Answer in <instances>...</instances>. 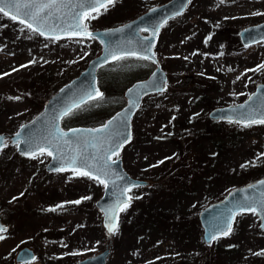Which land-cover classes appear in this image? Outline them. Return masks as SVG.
<instances>
[{
  "label": "rangeland",
  "instance_id": "374dc122",
  "mask_svg": "<svg viewBox=\"0 0 264 264\" xmlns=\"http://www.w3.org/2000/svg\"><path fill=\"white\" fill-rule=\"evenodd\" d=\"M165 1L117 0L86 24L108 27ZM254 12L264 13V0H192L163 27L158 51L168 90L144 99L133 119V138L118 156L129 175L150 184L129 192L133 199L121 211L116 235L108 238L96 207L104 185L71 170L48 172L46 152L32 159L15 145L5 147L0 152V204L7 218L14 217L0 240V264H17L16 253L25 246L37 254L30 264H77L102 252L108 241L107 264H264V255H255L264 250L258 216L239 215L232 233L210 244L201 240L199 218L202 209L230 190L264 177V125L209 118L212 109L242 103L264 83V69H257L264 63V42L247 47L239 36L241 29L264 22V15ZM21 27L0 14V74L10 73L0 75V133H14L32 120L101 52L95 39H45L21 33ZM33 59L37 62L29 64ZM150 71L130 58L102 68L104 98L70 115L65 126L94 115L107 119L124 104L126 88ZM85 196L91 199L82 200ZM75 200L81 203H68Z\"/></svg>",
  "mask_w": 264,
  "mask_h": 264
},
{
  "label": "water",
  "instance_id": "95a60500",
  "mask_svg": "<svg viewBox=\"0 0 264 264\" xmlns=\"http://www.w3.org/2000/svg\"><path fill=\"white\" fill-rule=\"evenodd\" d=\"M184 3L185 0H170L163 5L152 8L147 13L124 25L103 30L91 31L88 29V31L94 33L97 36L96 39L101 43V54L93 58L88 63L85 70H83L70 82L65 84L54 96L49 98L46 101L43 110L36 117H34L31 121L23 124L15 133L2 132L0 133V136L5 137L7 145H15L13 142L16 139L15 134L17 132H21V136L19 138L21 140V148H24L23 140L28 134H32L34 137H37L36 142L43 144L44 141L39 138L46 135L47 132L51 129L52 125L55 123L64 132H69V136L64 137V139L68 141L67 144H63V141L57 142L63 145L61 154L67 155H76L78 153L83 155L102 154V151L109 145L115 147V145L113 144L114 139L123 140L125 136L129 135V133L132 139V119L136 111L141 106L144 97L149 94L160 92L157 91L156 88L152 87V82L154 80L158 81L159 84L165 89L164 91H166L168 88V76L166 72L161 68L155 55L153 56V59L158 64L157 68L147 79L134 83L126 90V104L105 122L107 123L113 117H117L115 123L110 129L106 130L103 133L90 131L92 129L101 128L105 123L96 127L80 126L70 129H64L62 126V120L65 116L61 114L65 111V109L75 103L80 102L82 99L83 102L80 103V106L91 101L90 99H87L86 93L91 92L94 94L96 89H99L101 91L98 71L102 66H105L108 63L115 62L112 59V56L109 54L108 49H110L111 52L115 54H121L123 51L127 50H136L139 54L143 55L144 53L140 52V45L141 43H147V41H144L143 39L146 36L142 34V31H137V29L147 28L148 32H150V34L147 36L151 37L154 29H156L158 25H161L162 21H168L169 19L176 17L173 14L176 11L180 10L181 5ZM189 5L190 4L183 8L182 13L186 11ZM153 9H155V11H152ZM85 10L87 9L81 10L62 8L61 11L57 14L63 15L69 11ZM82 23H84V21H82ZM129 25H131V27H129ZM161 27H159V31ZM106 32L111 34L110 37L104 36V33ZM65 36L68 35L61 34V37ZM79 36L84 35L81 34ZM239 36L242 44L244 46L247 45V47L263 42L264 22L241 29L239 31ZM156 38L157 36L155 37L153 44H155ZM252 38H255V42ZM153 48L154 46L151 48L150 54L154 53ZM106 56L107 60H105ZM154 73L155 75H153ZM129 89H132L133 92L129 93ZM136 93L141 94L138 97L139 107H134L131 112L126 113L125 110L129 107L128 101L130 98H134V95ZM241 105H243L244 107H240ZM260 111H264V83H258L255 90L244 102L235 105L214 108L209 113V117L213 120H231L233 122H236L237 120H242L243 116L245 115H255L256 118H259ZM125 115L127 116V119L122 121L121 117H124ZM56 117H59V119H56ZM71 129L79 130V132L75 136H73L69 131ZM114 130L120 132L122 135H120L118 138L114 134L109 135L110 132L114 133ZM90 144H95L96 149L94 150L93 148L89 147ZM17 151L20 153L18 149ZM114 157L115 156H112V160H116L117 163L111 164L113 174L106 180L109 186L107 188H104L103 195L96 202L98 210L103 215V225H105L106 217L109 215H116V222L119 225V208L123 206L120 202L126 201L127 197L129 196V192H126L123 196H121L120 189H114L112 187L113 184L123 185L125 188L133 185L144 186L148 184L147 181L131 177L124 169L122 159H114ZM57 166L59 165L51 157V160L48 163L46 169L47 171H54L53 168ZM120 177H123L124 179H121ZM262 180H264V177L244 186L234 188L223 199L218 200L201 210L199 218L204 230L201 237L203 243L210 244L212 242L209 241V234L213 232L214 224H216L217 222H223V220L229 217L230 212L234 213L236 211L235 204L237 201L242 202L245 198H260L261 193L264 192V185L259 184V182ZM133 188L135 187H132V189ZM216 218H219V221ZM0 225H3L4 228L8 229V227L5 226L1 219ZM260 229L264 231V229H262L261 227ZM108 254L109 247H107L102 253L93 257L86 258L80 261L78 264H106V258ZM34 259L35 254L29 248L21 250L19 255L17 256V261L19 262H28Z\"/></svg>",
  "mask_w": 264,
  "mask_h": 264
},
{
  "label": "snow or ice",
  "instance_id": "6c2138e0",
  "mask_svg": "<svg viewBox=\"0 0 264 264\" xmlns=\"http://www.w3.org/2000/svg\"><path fill=\"white\" fill-rule=\"evenodd\" d=\"M117 0H0V14H3L4 17H9L12 21H18L23 27L20 28V32L24 33L26 30L29 32L37 33L39 36L44 37L45 39L59 40L61 34H66L68 36H79L83 34L87 38L96 39L97 36L88 31L87 24L82 23L85 19H97L101 13L100 9L102 8L106 13L109 10V6H115ZM220 3H224L225 0H219ZM192 0H185V3L181 5V9L176 11L173 15L179 16L182 14V10L188 4H191ZM62 8L67 9H87L85 11H69L63 15L57 14L61 11ZM152 11H155L153 9ZM95 12L96 16H92L91 13ZM253 15H264V13L254 12ZM171 18V17H169ZM167 20L162 21L161 25H158L154 29L151 37H144V41H147L146 44L141 43L140 52L144 53L143 55L139 54L136 50H127L123 51L121 54H115L108 49L109 54L112 56L114 61L127 59L129 56L136 57L141 60H152L153 63L156 61L153 59L154 53L150 54L151 48L154 46L153 41L158 35L159 27L163 26ZM131 27V25H129ZM137 31H148L145 29H137ZM110 33H104L105 37H110ZM212 39V35L209 34L204 43L207 45L208 41ZM255 42V38H252ZM79 42V41H78ZM247 46V45H246ZM2 50V49H0ZM194 55L197 53H193ZM223 55V53H220ZM187 59V57H185ZM107 60V56L105 57ZM35 59L29 61V64L36 63ZM21 68H26L28 65H21ZM257 69H264V63L257 65ZM257 69H248L246 71H256ZM19 69L14 68L13 71H18ZM232 69H229L231 71ZM3 76L10 75V73L0 74ZM155 75V73L153 74ZM239 79V77H237ZM152 87L156 88L157 91L163 92L165 89L159 84L158 81L152 82ZM63 91V90H62ZM129 93H132L133 90L129 89ZM146 94V89H145ZM140 93H136L134 98H130L128 103L129 107L125 110L126 113L132 111V109L138 108V97ZM87 99L97 100L103 99L104 94L99 89L95 90V93L88 92L86 93ZM15 99H19L16 97ZM83 102V99L73 104L72 106L65 109L61 114L67 116L72 113L74 108H78L80 103ZM240 107H244L241 105ZM119 115V114H118ZM59 119V117H56ZM117 117H113L107 123H105L99 129H92V132L103 133L106 130L110 129L115 123ZM127 116L121 117V120H126ZM174 119V117H173ZM230 123L233 121H229ZM237 123H243L244 127H250L253 124H262L264 125V111L259 112V118L253 116H243L242 120H237ZM73 136H75L79 130L71 129L69 130ZM115 135L117 138L122 135L120 132L115 131L110 132L109 135ZM16 139L13 141L17 149L20 151V154L23 156H28L29 158L36 159L38 158V153L43 155L45 152L47 156L52 157L59 166L54 167L53 170L57 172H64L71 170L74 174H78L82 177H87L89 179L97 181L99 184L104 185L106 188L109 186L106 180L112 176L111 164H116V160H112V156H119V151L123 148L124 144L128 143L131 139L130 133L128 136H125L123 140L114 139L113 144L115 147L109 145L106 149L102 151V154H76V155H67L61 154L62 144L57 142L63 141V144H67L68 141L64 137L69 136V132H64L59 128L57 124H53L51 129L47 132L46 135L40 137L43 144L37 143V137H34L32 134H28L23 140L24 148H21V132L15 134ZM7 147L6 139L3 136H0V151ZM89 147L96 149L95 144H90ZM261 155H264L262 153ZM165 159H170L166 157ZM111 162V163H109ZM164 161H159L158 163H163ZM254 165V162H253ZM157 165H152L155 167ZM246 165H242L245 167ZM124 179L123 177H120ZM260 185H264V180L259 182ZM139 185H133L125 188L123 185H115L112 187L120 189V195L123 196L126 192L132 190V187H138ZM252 187V186H250ZM23 195V193H21ZM137 199L139 197H136ZM18 199V197H13V200ZM82 200L91 199V197L85 196L81 198ZM133 197L128 196L126 201H121L123 205L119 208V211H124L130 205ZM68 203L80 204L81 200L70 201ZM56 207H62V205H57ZM236 211L234 213L230 212V215L223 222H217L213 226V232L209 234V241H214L219 239L221 236H228L232 233V224L235 222L236 215H242L244 213H251L260 218L261 223L260 227L264 229V192L261 193L260 198H245L242 202L237 201L235 204ZM55 211V209H50ZM116 215H109L105 220V228L109 235H116L119 231V225L116 222ZM219 221V218H216ZM7 229L3 225H0V233L6 232ZM6 237L0 235V240H4ZM67 247V245H63ZM234 247V246H232ZM71 255H76L77 253H70ZM255 255L260 256L264 255V250L255 253Z\"/></svg>",
  "mask_w": 264,
  "mask_h": 264
},
{
  "label": "flooded vegetation",
  "instance_id": "af4514ba",
  "mask_svg": "<svg viewBox=\"0 0 264 264\" xmlns=\"http://www.w3.org/2000/svg\"><path fill=\"white\" fill-rule=\"evenodd\" d=\"M166 2H168V1H165V2H163V3H160L159 5H161V4H164V3H166ZM155 6H158V5H154V6H152V7H150V8H148L145 12H143V13H146L148 10H150L151 8H153V7H155ZM101 10V9H100ZM95 12H92L91 14H94ZM143 13H141V14H139L138 16H140V15H142ZM137 16V17H138ZM137 17H134V18H137ZM134 18H132V19H129V20H127V21H125V22H120V23H118V24H112L111 26H108V27H115V26H118V25H121V24H124V23H126V22H128V21H130V20H133ZM173 19H175V18H173ZM173 19H171V20H173ZM85 22H86V19H85ZM108 27H104V28H108ZM163 29V28H162ZM161 32H162V30L160 31V33H159V35H158V37H157V40H156V42H155V45H154V53H155V55H156V57L158 58V61L160 62V64L162 63V58H161V55H160V53H159V51H158V41H159V38H160V35H161ZM143 34L144 35H148L149 33L148 32H143ZM128 58H130V60H132V61H135V62H137V63H141L142 65L143 64H146L149 68H151V71L149 72V74L145 77V78H147L154 70H155V68H156V66H157V62L156 63H153L152 62V60H141V59H137L136 57H132V56H129ZM145 78H143V79H145ZM136 80H142V79H136ZM135 80V81H136ZM18 211V210H17ZM16 211V212H17ZM1 212L4 214V212H3V208H2V210H1ZM6 222V224H8L7 223V221H5ZM7 232V231H6ZM6 232H4V233H6ZM111 243V242H110ZM26 247V246H25ZM22 249V248H21ZM21 249H19V251L16 253V256H15V262L17 263V264H30V263H22V262H18L16 259H17V256H18V253L20 252V250ZM36 253V252H35ZM80 261V260H79ZM78 261V262H79ZM78 262H77V264H78ZM33 263V262H32Z\"/></svg>",
  "mask_w": 264,
  "mask_h": 264
},
{
  "label": "trees",
  "instance_id": "16d2710c",
  "mask_svg": "<svg viewBox=\"0 0 264 264\" xmlns=\"http://www.w3.org/2000/svg\"><path fill=\"white\" fill-rule=\"evenodd\" d=\"M121 99L124 100L123 95L121 96ZM123 103H124V102H123ZM78 111H79V110H78ZM104 120H106V119H104L101 115H94V116L87 117V118H85V119H83V120L78 121V122H77V125L97 126V125H99V124H102V123L104 122ZM11 216H12V215H11ZM0 217H1L2 219H5V220H9V219H10V217L7 218V217L5 216V214H3V213L1 212V208H0Z\"/></svg>",
  "mask_w": 264,
  "mask_h": 264
}]
</instances>
